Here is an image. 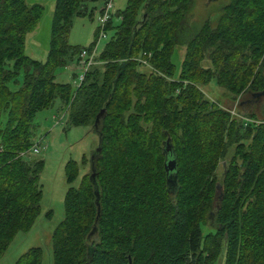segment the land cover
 Returning <instances> with one entry per match:
<instances>
[{"label":"trees","instance_id":"16d2710c","mask_svg":"<svg viewBox=\"0 0 264 264\" xmlns=\"http://www.w3.org/2000/svg\"><path fill=\"white\" fill-rule=\"evenodd\" d=\"M106 2L54 0L39 63L23 47L42 8L0 0V258L39 215L43 163L24 158L36 114L57 102L68 128L94 132L103 114L94 132L99 154L91 167L81 159L88 173L77 188V165L63 167L67 189L50 236L52 264H214L219 257L221 264H264V95L254 97L264 93V0H224L217 20L198 27L186 19L193 0H126L110 14L103 28L110 37L78 87L55 83V71L76 64L97 39L98 28L89 46L68 45L72 21L90 19L87 6ZM175 49H183L176 73ZM212 80L238 99L239 114L251 103L254 112L232 118L206 100L200 89ZM166 138L174 193L165 186ZM205 226L212 229L202 234ZM40 259L31 248L14 264Z\"/></svg>","mask_w":264,"mask_h":264},{"label":"rangeland","instance_id":"374dc122","mask_svg":"<svg viewBox=\"0 0 264 264\" xmlns=\"http://www.w3.org/2000/svg\"><path fill=\"white\" fill-rule=\"evenodd\" d=\"M223 1L193 0L186 18L187 24L198 27L204 21H208L209 24L214 23ZM53 2L54 0H24L25 6L39 5L42 8L41 18L34 30L25 36L23 47V55L39 63L44 62L46 56ZM110 3L111 14H114L123 10L126 0H110ZM87 8L93 9L90 19L76 18L72 21L67 37V44L72 47L85 48L93 41V33L98 28L97 12L101 5L89 4ZM115 24L117 21L112 19V25L115 26ZM110 34L111 32H106L104 40L97 42L95 56L100 53ZM182 54L183 49H175L172 53L171 63L174 65L175 73L178 71ZM203 66L206 67L207 64H203ZM79 73L78 67L73 62L66 68L55 71L54 82L67 84L73 89L77 84ZM200 92L206 100L227 111L232 118H246L248 113L254 112L255 107L251 103L252 105L250 104L248 108L243 109V113L239 114L236 107L238 99L232 101L225 92L214 85L213 80L207 86L202 87ZM33 125L32 143L39 150L36 155L29 154L24 159L25 161H42L43 163L38 178V186L41 190L39 215L28 232L15 235L1 256L0 264H14L22 254L31 248H38L41 251L40 264H52L50 236L63 218L62 202L67 189L63 177V167L68 161L77 165L78 175L71 184L72 188H77L80 178L88 173V164L81 165L80 161L84 158L88 163L97 146V137L90 127L68 128L66 126L65 109L60 107L57 102L50 109L36 114ZM222 171L223 162H220L215 171V179L220 178ZM46 214H49L48 218L45 217ZM210 229L212 226H205L201 227L200 231L202 234H206ZM214 264H221L220 257Z\"/></svg>","mask_w":264,"mask_h":264},{"label":"built area","instance_id":"2783aa9c","mask_svg":"<svg viewBox=\"0 0 264 264\" xmlns=\"http://www.w3.org/2000/svg\"><path fill=\"white\" fill-rule=\"evenodd\" d=\"M111 3L110 0H107V2L102 6V8L100 9L101 13L99 15L98 18V35H97V39L95 44L92 46L90 51H87L85 49H82L79 51V53L77 54L76 57V66L78 67L80 73L79 76L77 78V84L75 86L78 87V85L82 82L83 80V76L84 74L88 71V69H90L91 67H93L95 65V51H96V45L97 42H99L100 40H104L105 38V33H104V26L106 24V22L109 20L110 14H111ZM140 64L143 66H146L144 62L140 61ZM244 122H248V121H244ZM38 147L36 146H32L31 149L29 150V153L32 155H36L38 153Z\"/></svg>","mask_w":264,"mask_h":264},{"label":"water","instance_id":"95a60500","mask_svg":"<svg viewBox=\"0 0 264 264\" xmlns=\"http://www.w3.org/2000/svg\"><path fill=\"white\" fill-rule=\"evenodd\" d=\"M208 1H210V0H208ZM142 19H144V16ZM263 95H264V93H261L259 95H254V97L257 98V97L263 96ZM102 114H103V111H100L94 119L93 126H92L94 132L96 129V125L98 123V119L101 118ZM98 154H99V148L96 147L95 151L93 152V154L91 155V157L89 159L90 167L92 165L91 163H92L93 157L98 155ZM161 154L164 156L163 170L165 173V186H166L167 191L174 193V191L176 189L175 161H174L171 145H170L168 138H166L165 141L162 143ZM88 180L92 185H94V175H93L92 170H91V174H90ZM215 195L217 197L220 196V191H219L218 186L215 187ZM93 196L95 198V203H96L97 193L95 191L93 193ZM128 264H129V261H128Z\"/></svg>","mask_w":264,"mask_h":264}]
</instances>
